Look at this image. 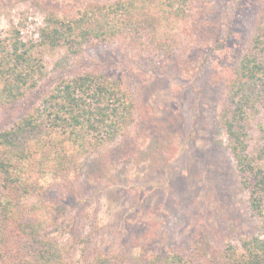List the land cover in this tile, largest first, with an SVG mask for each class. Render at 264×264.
<instances>
[{
	"label": "rangeland",
	"instance_id": "1",
	"mask_svg": "<svg viewBox=\"0 0 264 264\" xmlns=\"http://www.w3.org/2000/svg\"><path fill=\"white\" fill-rule=\"evenodd\" d=\"M110 1L0 0V39L8 45L32 40L44 66L33 89L0 104V131L33 113L61 80L84 71L122 80L135 99L130 136L66 159L31 197L16 193L0 173V197L20 200L21 217H49L44 232L61 248L59 264H94L104 255L129 253L149 260L173 252L198 264H229L227 246L242 252L243 241L260 234V217L249 207L220 115L239 62L252 51L264 0H172L182 28L174 51L157 65L156 57L132 48L138 35L97 41L77 53L64 44H40L50 12L75 17ZM135 1L148 8V0ZM247 125V151L254 154L263 142L264 97ZM256 165L264 168V160ZM12 239L0 233V250L3 244L13 250Z\"/></svg>",
	"mask_w": 264,
	"mask_h": 264
},
{
	"label": "trees",
	"instance_id": "2",
	"mask_svg": "<svg viewBox=\"0 0 264 264\" xmlns=\"http://www.w3.org/2000/svg\"><path fill=\"white\" fill-rule=\"evenodd\" d=\"M171 1L148 0L147 8L144 3L137 6L135 0H113L96 8L84 7L75 17L50 12L39 30L40 44L52 48L64 44L70 52L77 53L97 41H121L126 34L131 38L147 33L145 40L133 37L130 43L139 54H148V59L156 57L153 64L157 65L164 60L165 52L174 51L176 30L182 28L179 11ZM166 20L170 25L165 24ZM35 46L32 40L24 42L18 38L8 45L0 39V104L17 102L36 86L44 66L33 53ZM261 53L264 12L256 17L252 51L240 60L220 115L226 146L236 163L240 183L248 192L249 207L260 217V234L245 239L242 252L227 246L225 258L229 264H264V168L256 165V159L264 160V130L259 151H247L249 114L264 97ZM122 82L95 70L64 78L33 113L0 131V173L4 174L5 183L14 184L16 193L31 197L66 159L130 136L135 125V99ZM19 201L0 197V233L7 231L13 238V250H7L4 244L6 250H0V264H59L61 248L44 232L51 224L49 217L19 216ZM94 264L198 263L190 255L173 252L156 254L149 260L137 259L130 253L104 255Z\"/></svg>",
	"mask_w": 264,
	"mask_h": 264
}]
</instances>
